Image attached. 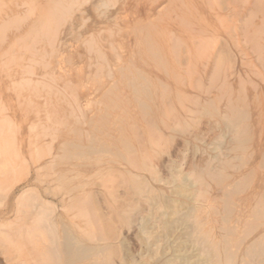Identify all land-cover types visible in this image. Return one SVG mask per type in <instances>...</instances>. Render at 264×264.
<instances>
[{
  "label": "bare ground",
  "instance_id": "6f19581e",
  "mask_svg": "<svg viewBox=\"0 0 264 264\" xmlns=\"http://www.w3.org/2000/svg\"><path fill=\"white\" fill-rule=\"evenodd\" d=\"M239 1H249L252 13L240 19L238 33L259 60L245 77L227 71L234 58L229 49L199 72L178 43V30L168 28L157 40L163 30L153 27L144 38L153 46L148 54L137 47L125 59L113 43L118 59L112 64L98 48L95 73L109 85L98 100L92 98L91 104H103L96 111L83 106L87 96L76 91L74 76L62 83L54 77L53 84L34 71V78L25 76L23 83L45 81L50 90H23L37 110L30 123L19 124L0 74V264H264V87L251 76L264 80V15L260 25L249 23L251 15L264 14V0ZM63 3L58 0L45 20L29 27L31 50L44 40L54 45L49 35L59 28L60 20L54 21ZM197 28L193 51L212 41L199 37L207 27ZM167 45L171 54L162 49ZM174 102L192 115L193 129L174 115ZM179 131L188 138L162 158ZM190 138L201 145L183 165L178 161L188 157L181 153L179 160L178 153ZM120 224L127 234L116 230ZM212 228L220 233L211 234Z\"/></svg>",
  "mask_w": 264,
  "mask_h": 264
},
{
  "label": "rangeland",
  "instance_id": "374dc122",
  "mask_svg": "<svg viewBox=\"0 0 264 264\" xmlns=\"http://www.w3.org/2000/svg\"><path fill=\"white\" fill-rule=\"evenodd\" d=\"M57 1L58 0H0V23L4 21L3 24H0V29H2L1 32L4 31L3 33L0 32V40H3L4 38L3 41H0V74L3 76L2 89L10 97L8 98V103L12 102L13 105L17 107L16 110L11 109V111L13 110L18 113L17 115H21V119L17 121L19 124H24L25 122L30 123L31 120L27 119L28 116L35 115V111L37 110L35 109L34 104H28V102L26 103V100L22 95L23 90L28 89V91H30L33 88L38 87L42 91H49L50 88L48 85H42L45 81L51 82L53 84L54 77H56V83L57 81H59L58 83H62L68 78H71V76H74L73 85H75V88L77 87L76 91L81 96H87L82 101L83 106H89V112L96 111L97 107H102L103 104H101V102H93L91 104L92 98L94 100H98L109 85V82H107V84L103 86V77L95 73V64H100V60L98 58V48L102 49V51H104L109 59H112V64H116L115 58L118 59L115 50L110 47L113 43H115L120 50L125 51V59L132 58L134 53L133 51L137 50V47L140 48V52L143 51L141 52L142 54H148L152 51L151 49L153 48V46L147 44V41L144 38L146 36L145 33L153 29V27L157 28L155 29V31H157L158 29L163 30L160 36L157 37V40H161L163 38L164 31H166L168 28H174L178 30L179 32L176 33L177 35H180L178 36L180 37L178 43L180 44L181 40L184 51L186 55L189 56L188 60L197 64L199 72H201L204 67H207L208 63H210L211 65L212 59H215L214 55L220 53L218 51H225L228 49L231 52V55H234V58L233 56L229 57L230 59L233 58L232 62L234 64L232 62L231 63L234 67L231 66V63L229 62L228 64H226L228 67L227 71L233 72V76H237L239 73L245 77L248 74L247 72H249L251 68L254 69L255 63L259 61L256 60V56L255 54H253V47L251 46L252 43L244 42L245 38L240 34V32L238 33V31L241 30L239 29L240 25L243 26L244 24V22L243 24H241L240 19L246 18L248 16L247 14L252 13V8L249 9L248 7L249 1H247L245 5H240L239 0H72L71 2L70 0H64L63 8L61 11L62 14L60 13V18H57L54 21L55 26L59 22L58 20H60V22L58 23L59 25L57 24L58 26H56L59 28H56L57 32H55V34L51 33L52 35H49V39L52 37L50 41L55 42L54 45L53 43L51 45L49 41V44L45 42V40L43 42L41 41L40 44H37V51L35 52V49L31 50L29 47L32 44L30 42L31 37H29L26 33L29 32V27L33 26L35 23L40 24L42 20H45V17H47L49 14V10H51L53 5ZM170 1L172 2V7L167 9L166 7L169 6ZM225 1H227L228 3ZM217 4L220 5L218 6ZM262 13L263 12H261V14H255L256 16L254 15L253 17L252 15L251 17L249 15V23L254 22L260 25V21L262 20V16L264 15ZM25 15H28L29 17ZM10 16L12 17L10 18ZM186 21L188 22L186 23ZM6 25L8 26V28ZM201 26L207 28L205 29L204 35L199 37H210L212 41L207 44L208 46L207 48L205 47L206 49H202L205 46L204 45L201 48L202 50L200 49V51H193V49L191 48V46L193 45V40L191 39V37L192 35H195L197 32H199V29L197 27ZM213 37L215 38V40L213 39ZM262 37H264V33L262 34ZM233 38L239 41L240 46L233 45L235 44L234 42H236V40L234 41ZM46 40H48V38ZM261 41L263 42L262 39ZM170 45L164 46L162 48L169 54H171ZM224 45L225 47H223ZM24 46L26 48H24ZM221 48L223 49L221 50ZM29 50H31L32 52H29ZM206 55L209 56L206 58ZM32 58H34L35 60H32ZM135 58H137V56ZM226 58L227 57H225V59ZM120 63L121 61H119V64ZM173 64L179 67V65L175 61ZM138 65L140 67H143V63L141 61H138ZM147 69L145 68V70L148 71L150 75L154 74ZM32 71L36 72V74L38 75L40 74L39 79L43 78L45 81L38 85H35L30 81L26 82V84L23 83L24 81H26L25 76L28 75L31 78H34L36 76V74L34 76L31 74ZM161 71L163 70H157L158 74ZM256 71L258 70L256 69ZM78 72L81 73L80 76L76 74ZM148 72L146 73V77H149ZM44 74L47 75L44 76ZM251 76L259 86L264 87L263 78L259 76L257 77V75L252 73ZM139 78L141 77L136 76V79ZM19 83H21V85ZM249 87H252V85H249ZM82 88L84 89L82 90ZM98 88L99 90L97 91ZM173 106L176 110V112H174V115L179 116L180 120L186 119L191 125V127L189 126V128L193 129L196 124L194 118H192V115L185 112L175 102L173 103ZM41 115L45 119V114L43 112ZM180 115H182V117ZM159 117H163L165 120H167V122H169L168 125H170V123L172 124L173 122V119H168L165 115H159ZM170 118H173V115H171ZM205 125L206 119L204 118V120L202 121V126ZM184 138H188V135L185 134V132L183 133L182 131H179L177 141H171L167 143V146L165 145L166 148L161 153L162 158L169 159L171 157L170 151H172L173 154V151H175L177 145L182 143L181 140H183ZM208 138L210 141L213 140V138L211 139L210 136L206 137V139ZM191 141L192 143H190L188 146H185L186 144H181L183 146L181 148L185 150V153L179 152L178 155H181V153H183V156H185V158L188 157L184 159V161H178L183 165H186L188 161L193 160L192 156L197 150L196 146L199 144L201 145L200 142L194 139H191ZM165 146L163 145V148ZM175 154L176 153H174V155ZM198 154L199 153H197L196 155ZM176 156L174 158L178 160L179 156ZM181 159L182 155L179 160ZM147 175L149 176L150 174ZM154 183H156V185L158 186L163 187L166 192L170 193L169 186H164V184H160L157 182ZM21 187L22 184H19L16 191L13 193L11 197L10 209H12L15 195L21 189ZM210 209L211 208H208L209 212ZM205 214L207 213H204V215ZM207 215H209L207 216V219L211 217L213 218L210 213H208ZM211 223L212 222H208L207 225H210ZM120 226L117 225L116 230H119L122 233L125 231L124 234H127L126 231L128 228H126L125 226L123 228L122 224H120ZM88 231L92 232L91 228H89ZM213 232H216L217 234L220 233L218 228H212L211 234ZM136 241L137 240H135V243H137ZM139 244L137 243L136 245Z\"/></svg>",
  "mask_w": 264,
  "mask_h": 264
}]
</instances>
